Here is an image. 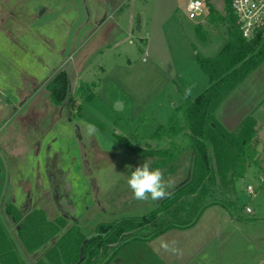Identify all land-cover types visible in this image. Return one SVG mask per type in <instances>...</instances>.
<instances>
[{
    "label": "rangeland",
    "instance_id": "1",
    "mask_svg": "<svg viewBox=\"0 0 264 264\" xmlns=\"http://www.w3.org/2000/svg\"><path fill=\"white\" fill-rule=\"evenodd\" d=\"M188 1L0 0V218L24 264L53 241L27 253L7 204L23 215L39 208L49 219L64 216L66 229L78 224L89 236L101 223L160 211L158 201L134 199L127 184L146 159L171 188L189 178L195 152L192 142L182 147L185 90L196 98L208 87L197 53L216 57L230 24L222 19L227 0H202L205 14L194 19ZM208 2L217 14H208ZM216 115L229 131L256 120V161L230 187L212 188L216 202L198 224L144 241L190 211L159 215L97 264H264V61Z\"/></svg>",
    "mask_w": 264,
    "mask_h": 264
},
{
    "label": "trees",
    "instance_id": "2",
    "mask_svg": "<svg viewBox=\"0 0 264 264\" xmlns=\"http://www.w3.org/2000/svg\"><path fill=\"white\" fill-rule=\"evenodd\" d=\"M231 1L227 0L226 15L222 16L230 24L229 43L213 58L197 53L199 64L209 76V85L196 98L187 96L183 104L185 116L181 130L190 138L195 152L189 178L170 188V194L158 201L160 211L101 223L89 236L84 235L78 224L66 229L69 222L64 216L49 219L39 208L23 215L12 204H7V211L13 210L18 239L27 253H36L53 241L44 257L35 264H97L113 246H117L116 257L125 244L138 240L136 236L157 222L159 215H174L180 209L190 211L189 218L184 216L186 219L180 220L174 215L175 218L169 219L166 226L149 238L157 237L161 230L164 232L178 224L189 226L216 202L217 196L212 191L214 186L230 187L233 180L243 177L247 167L256 161L259 154L254 143L256 120L248 116L236 129L229 131L216 115L223 100L264 61V25L254 39H245L236 25ZM207 4L209 14L218 13L213 4ZM124 144L135 153L140 151L129 141L124 140ZM1 181L0 173V185ZM0 264H22L1 221Z\"/></svg>",
    "mask_w": 264,
    "mask_h": 264
},
{
    "label": "clouds",
    "instance_id": "3",
    "mask_svg": "<svg viewBox=\"0 0 264 264\" xmlns=\"http://www.w3.org/2000/svg\"><path fill=\"white\" fill-rule=\"evenodd\" d=\"M190 90H185V97L190 95ZM86 131L89 136L96 133L94 124H87ZM153 160L146 159L141 165L131 171L127 179V184L132 191L134 199L147 201H160L168 196L171 183L164 178L163 170L159 167H152Z\"/></svg>",
    "mask_w": 264,
    "mask_h": 264
},
{
    "label": "built area",
    "instance_id": "4",
    "mask_svg": "<svg viewBox=\"0 0 264 264\" xmlns=\"http://www.w3.org/2000/svg\"><path fill=\"white\" fill-rule=\"evenodd\" d=\"M231 7L236 25L243 37L247 40L254 39L259 28L264 25V0H232ZM187 11L192 19L204 15V2L202 0H189ZM247 190L249 194L255 193L252 185H248ZM246 212L251 213L252 210L246 207Z\"/></svg>",
    "mask_w": 264,
    "mask_h": 264
},
{
    "label": "crops",
    "instance_id": "5",
    "mask_svg": "<svg viewBox=\"0 0 264 264\" xmlns=\"http://www.w3.org/2000/svg\"><path fill=\"white\" fill-rule=\"evenodd\" d=\"M209 14V13H208ZM203 16V15H202ZM83 28V27H82ZM82 29L80 28V30L79 31H81ZM129 32V31H128ZM129 37V36H128ZM184 102V101H183ZM123 109H124V102H123ZM258 126H259V124L257 123V125H256V129H258ZM3 182V181H2ZM1 182V183H2ZM1 186V185H0ZM212 206H214V205H212ZM211 206H209L208 208H210ZM208 208H206L203 212H202V215H201V217L203 216V214L205 213V212H207V210H208ZM201 217H199L200 219H201ZM199 219V220H200ZM0 221L2 222V220H1V218H0ZM199 222V221H198ZM198 222H197V224H198ZM2 224H3V222H2ZM3 226H4V224H3ZM4 228H5V231H6V233H7V230H6V227L4 226ZM165 233V232H164ZM7 235L9 236V234L7 233ZM162 236H163V234H160L159 236H158V238H156V239H151V240H144V241H149V242H155L157 239H160V238H162ZM9 238H10V240H11V237L9 236ZM141 241V240H140ZM143 241V240H142ZM11 242H12V240H11ZM12 244H13V242H12ZM13 246H14V244H13ZM14 248H15V246H14ZM15 250H16V252L18 253V251H17V249L15 248ZM18 255H19V257H20V254L18 253ZM20 259H21V261H22V264H24V261L22 260V258L20 257ZM119 258H117V260H118ZM121 260V259H120ZM113 261V260H112ZM111 261V262H112ZM111 262L109 263V264H111Z\"/></svg>",
    "mask_w": 264,
    "mask_h": 264
},
{
    "label": "water",
    "instance_id": "6",
    "mask_svg": "<svg viewBox=\"0 0 264 264\" xmlns=\"http://www.w3.org/2000/svg\"><path fill=\"white\" fill-rule=\"evenodd\" d=\"M115 109H116L117 111L122 110V109H123V103H122L121 101H118V102L116 103ZM190 143H191V140H190V138L187 136V137H185V139H184V141H183V143H182V147L184 148V147H186V146H187L188 144H190ZM8 202H9V203L11 202V197H10V196L8 197Z\"/></svg>",
    "mask_w": 264,
    "mask_h": 264
}]
</instances>
